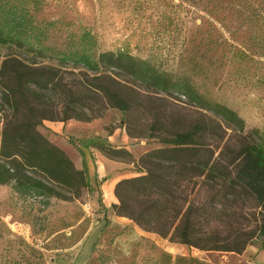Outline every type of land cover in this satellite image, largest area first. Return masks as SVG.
<instances>
[{"label":"trees","instance_id":"1","mask_svg":"<svg viewBox=\"0 0 264 264\" xmlns=\"http://www.w3.org/2000/svg\"><path fill=\"white\" fill-rule=\"evenodd\" d=\"M186 1L196 11L211 4L207 18L224 11L247 20L251 34H264V6L256 0ZM42 5L0 0V49L16 52L0 54V185L10 184L44 207L53 197L73 200L88 193L85 161L77 168L39 127L44 120L89 121L108 108L129 114L144 94L120 77L126 75L169 99L183 97L199 115L189 122L153 115L138 131L127 123L129 136L156 138L162 146L139 157V174L115 184L113 212L201 251L240 254L252 244L264 250V132H247L237 112L207 99L187 71L175 78L128 51H100L89 32L76 48L51 46L36 19Z\"/></svg>","mask_w":264,"mask_h":264},{"label":"rangeland","instance_id":"2","mask_svg":"<svg viewBox=\"0 0 264 264\" xmlns=\"http://www.w3.org/2000/svg\"><path fill=\"white\" fill-rule=\"evenodd\" d=\"M255 5L264 6V0ZM202 9L186 0H43L36 19L53 47L76 48L89 32L100 51H128L175 78L187 71L207 99L237 112L247 132H264V34H251L247 20L224 11L207 18L211 4ZM200 38L204 44L198 47ZM10 53L16 52L0 49L1 55ZM120 77L144 94L129 114L108 108L89 121H65L73 124L59 133L39 127L77 168L85 161L88 193L73 200L53 197L44 207L10 184L0 185V264H264L257 244L240 254L201 251L146 232L117 216L112 204L105 206L111 183L139 174V157L162 146L156 138L129 136L128 122L138 131L153 115H180L188 122L199 115L181 96L169 99ZM2 114L0 101V136Z\"/></svg>","mask_w":264,"mask_h":264},{"label":"crops","instance_id":"3","mask_svg":"<svg viewBox=\"0 0 264 264\" xmlns=\"http://www.w3.org/2000/svg\"><path fill=\"white\" fill-rule=\"evenodd\" d=\"M72 124L73 123H70V124L66 125L64 122H61V121H48V120H44L43 121V125L44 126L52 129L56 133L61 132V130H63L66 126H71ZM120 177L125 178V177H130V175L126 174V175H122ZM120 177H118V179ZM114 184L115 183L112 182L110 187H109L108 194H107V200L106 199L104 200L105 206L111 205L112 203L116 202V197H115L114 192H113L114 191L113 190L114 189Z\"/></svg>","mask_w":264,"mask_h":264}]
</instances>
